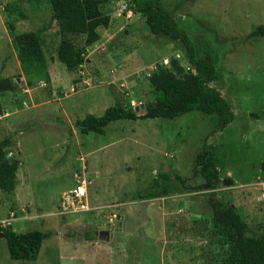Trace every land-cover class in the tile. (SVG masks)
Masks as SVG:
<instances>
[{
  "label": "rangeland",
  "instance_id": "1",
  "mask_svg": "<svg viewBox=\"0 0 264 264\" xmlns=\"http://www.w3.org/2000/svg\"><path fill=\"white\" fill-rule=\"evenodd\" d=\"M160 1L196 47L216 58L222 77L211 85L234 113L221 131L214 115L192 110L173 119L112 121L104 134L81 132L77 118L114 104L142 113L158 65L175 59L190 67L182 43L151 34L126 0H104L109 22L70 74L55 60L60 35L49 0H0V78L17 85L1 96L0 140L10 138L7 159L19 162L11 188L0 184V218L12 214L17 232L52 231L35 261L11 259L0 234V264H221L228 246L215 234L210 191L194 167L204 142L216 145L219 175L231 180L216 197L236 207L251 233L264 232V117L251 115L264 110V37L247 38L264 23V0ZM11 24L40 34L47 80L23 76ZM160 172L172 189L133 197ZM83 180L89 210L62 215L60 195ZM102 230L108 241L98 238Z\"/></svg>",
  "mask_w": 264,
  "mask_h": 264
},
{
  "label": "trees",
  "instance_id": "2",
  "mask_svg": "<svg viewBox=\"0 0 264 264\" xmlns=\"http://www.w3.org/2000/svg\"><path fill=\"white\" fill-rule=\"evenodd\" d=\"M104 0H49L51 17L58 27L60 42L57 57L69 72H76L85 61L87 48L99 39L98 28L106 26L109 16L103 14L100 4ZM130 10L141 13L148 30L173 41H180L184 56L189 63L186 69L175 59L170 65L160 64L148 76L152 87V100L143 103V112L137 113L132 106L119 104L108 106L102 114L87 113L77 118L75 126L83 133L104 134L106 126L117 120L173 119L192 110L214 115L216 129L223 130L233 119L230 103L212 82L222 77L217 68L214 54L207 48L198 49L188 32L181 28L175 17L162 5L160 0H126ZM11 41L16 46L17 58L23 76L49 78L43 44L37 31H16L10 25ZM264 37V23L253 25L247 38ZM16 83L9 77L0 78V115L4 113L1 96L7 91H16ZM254 118L264 117V110L251 113ZM10 138L0 140V184L12 186V180L19 166L18 160L9 161L6 150ZM194 167L202 178V188L210 191L208 203L212 212L215 234L224 238L228 246L226 258L221 264H264V232L253 234L247 223L232 204H225L216 197L221 186L217 162V147L204 142L198 152ZM5 177L6 179H4ZM149 189H137L134 198L152 199L162 197L167 189H172L166 172H160ZM162 182V185L160 184ZM1 238L5 241L8 255L13 260L35 261L42 243L50 238L52 231L29 229L22 232L9 225L0 227Z\"/></svg>",
  "mask_w": 264,
  "mask_h": 264
},
{
  "label": "built area",
  "instance_id": "3",
  "mask_svg": "<svg viewBox=\"0 0 264 264\" xmlns=\"http://www.w3.org/2000/svg\"><path fill=\"white\" fill-rule=\"evenodd\" d=\"M189 69V67H187ZM83 82L85 81V78L83 79ZM87 185L85 181H81L79 184L74 186L73 188L69 189L68 191H65L60 198V207L59 211L63 215L64 213H72L75 211H83V210H89V205L87 203ZM116 214L112 213L110 215V221H114L116 219ZM14 220L13 215L11 214L10 217L1 219L0 218V226L5 227L7 225H10L12 221Z\"/></svg>",
  "mask_w": 264,
  "mask_h": 264
},
{
  "label": "water",
  "instance_id": "4",
  "mask_svg": "<svg viewBox=\"0 0 264 264\" xmlns=\"http://www.w3.org/2000/svg\"><path fill=\"white\" fill-rule=\"evenodd\" d=\"M141 107H143V106H141ZM135 110L137 111L138 110V107H135ZM222 183L224 185H229V184H231V180H229L228 178H223L222 179ZM109 236H110V233L107 230H102L98 234V238L100 240H103V241H108L109 240Z\"/></svg>",
  "mask_w": 264,
  "mask_h": 264
},
{
  "label": "crops",
  "instance_id": "5",
  "mask_svg": "<svg viewBox=\"0 0 264 264\" xmlns=\"http://www.w3.org/2000/svg\"><path fill=\"white\" fill-rule=\"evenodd\" d=\"M58 57H57V54H56V57H55V60L57 59ZM48 70V74H49V72H50V70L49 69H47ZM74 72H70V74H73ZM50 77V76H49ZM83 79H84V77H83ZM83 79H82V82H83ZM77 185V184H76ZM75 185V186H76ZM73 188V187H72ZM71 189V188H70ZM68 191V190H67ZM63 193V192H62ZM60 197H61V195H60ZM60 201V200H59ZM121 220H122V217H121ZM121 224H122V222H120L119 223V227H120V230H121ZM162 224V223H161Z\"/></svg>",
  "mask_w": 264,
  "mask_h": 264
}]
</instances>
